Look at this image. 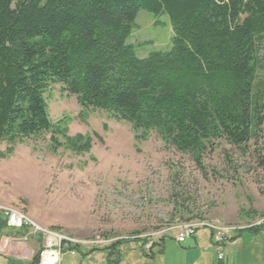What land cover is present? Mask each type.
<instances>
[{
    "label": "trees",
    "instance_id": "trees-1",
    "mask_svg": "<svg viewBox=\"0 0 264 264\" xmlns=\"http://www.w3.org/2000/svg\"><path fill=\"white\" fill-rule=\"evenodd\" d=\"M139 10L168 17L169 51L139 59L126 44ZM263 45L264 0H0V146L48 137L53 154L91 150L89 136L68 135L69 117L50 120L58 85L81 111L129 125L138 143L156 134L199 165L216 140L259 137Z\"/></svg>",
    "mask_w": 264,
    "mask_h": 264
},
{
    "label": "rangeland",
    "instance_id": "rangeland-1",
    "mask_svg": "<svg viewBox=\"0 0 264 264\" xmlns=\"http://www.w3.org/2000/svg\"><path fill=\"white\" fill-rule=\"evenodd\" d=\"M172 37L166 15L139 10L126 44L143 59L169 51ZM260 59L264 81V45ZM46 103L50 120L69 117L68 135L89 136L91 150L79 155L59 149L53 154L48 137L17 145L11 154L1 145L0 205L77 240L102 236L127 241L116 246L121 259L140 253V241L156 240V234L182 222L208 220L245 228L264 221V116L257 139L242 148L216 140L197 165L156 134L138 143L129 125L100 111H81L76 99L58 85L48 91ZM248 213L256 214L249 223L244 218ZM254 229L243 235L249 237ZM3 230L9 231L8 238L23 236ZM20 243L8 249L16 252ZM84 248L80 246L84 257L64 254L61 264H97L98 255L106 254L95 252L91 259ZM229 249L226 245L220 253ZM239 258L248 259L245 251Z\"/></svg>",
    "mask_w": 264,
    "mask_h": 264
},
{
    "label": "crops",
    "instance_id": "crops-1",
    "mask_svg": "<svg viewBox=\"0 0 264 264\" xmlns=\"http://www.w3.org/2000/svg\"><path fill=\"white\" fill-rule=\"evenodd\" d=\"M3 206L6 205L3 204ZM253 210L258 212L254 207ZM255 215V213H248L247 215L245 214L244 218L248 219L246 221L249 223L254 220ZM244 232L237 231L229 234L230 239L225 242L223 250L226 245L230 249L225 255L220 253L222 249L220 252L215 249L212 234L207 229L199 230L193 237L180 243L176 242L171 236L160 237L161 239L156 238V240H153L154 247L149 252L141 248L144 241H140L141 255L139 252L130 253L125 259H121L117 245H115L114 250L110 251L104 250L110 246L102 249L85 247L84 252L85 255L92 254L91 259L94 258L95 252H105V256L98 255L97 264H264V226L255 228L250 233H247L249 237L244 236ZM1 234L9 236V231L2 230ZM16 247H18L16 250L21 253L15 252L13 248L0 251V264H32L33 257L40 250V241L38 238H31L24 244H16ZM131 249L134 250L133 247ZM244 251L248 259L241 261L239 256H242ZM219 255H221V260H218ZM77 256L80 258L84 257L81 251ZM75 264L82 263L80 261Z\"/></svg>",
    "mask_w": 264,
    "mask_h": 264
},
{
    "label": "built area",
    "instance_id": "built-area-1",
    "mask_svg": "<svg viewBox=\"0 0 264 264\" xmlns=\"http://www.w3.org/2000/svg\"><path fill=\"white\" fill-rule=\"evenodd\" d=\"M0 219L4 222L5 229L23 233L22 237L14 239L8 238L0 232V251L7 250L13 242L26 243L28 239L38 238L40 241V250L38 252L36 264H60L61 257L64 254L69 256L79 255L80 246L102 249L119 241L117 238H105L102 236H96L87 241L77 240L52 229L43 228L33 222L20 210L3 205H0ZM263 225L264 221H261V223L247 226L245 228H237L226 227L216 221L209 222L208 220H195L182 222L181 224L172 226L156 235L157 238L171 236L176 242L180 243L193 237L199 230L207 229L212 234V241L215 249L220 252L225 242L230 239V233L246 231L247 229L262 227ZM152 244L153 240H149L143 246V250L149 252L152 249ZM218 260H221V255L218 256Z\"/></svg>",
    "mask_w": 264,
    "mask_h": 264
}]
</instances>
